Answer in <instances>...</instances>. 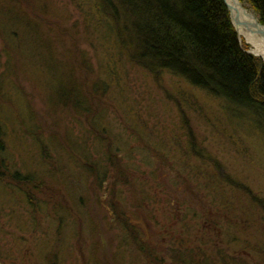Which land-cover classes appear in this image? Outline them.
Segmentation results:
<instances>
[{"label":"rangeland","instance_id":"374dc122","mask_svg":"<svg viewBox=\"0 0 264 264\" xmlns=\"http://www.w3.org/2000/svg\"><path fill=\"white\" fill-rule=\"evenodd\" d=\"M21 3L27 25L0 0V264H264V136L131 66L98 0ZM157 215L186 248L159 242Z\"/></svg>","mask_w":264,"mask_h":264},{"label":"trees","instance_id":"16d2710c","mask_svg":"<svg viewBox=\"0 0 264 264\" xmlns=\"http://www.w3.org/2000/svg\"><path fill=\"white\" fill-rule=\"evenodd\" d=\"M244 1L264 25V0ZM98 2L102 13L110 12L117 42L131 48L125 51L131 66L170 72L223 101L222 113L232 132L264 136V63L239 41L223 0ZM14 6L12 16L26 25L32 22L26 20L21 0H15ZM120 15L123 22L118 21ZM4 150L0 126V154ZM4 164L0 159V175Z\"/></svg>","mask_w":264,"mask_h":264},{"label":"flooded vegetation","instance_id":"af4514ba","mask_svg":"<svg viewBox=\"0 0 264 264\" xmlns=\"http://www.w3.org/2000/svg\"><path fill=\"white\" fill-rule=\"evenodd\" d=\"M158 216H161L162 217V220H161V224L159 222L158 219H156L155 223H151L152 227H153V230H155L157 232V238L159 239V242L161 244H163L165 247L168 248V250L171 252V249H173L175 251V249L177 248V246H184V248H186V243H189L191 242L190 239H191V236L190 238L187 239V236H186V231L184 228L185 224H181L180 221L176 224L179 229H168V226L167 227H164L163 225V219L164 217L162 215H157L155 217H158ZM153 219V218H152ZM166 221H168V219H166ZM178 230V231H176ZM208 228L204 229L203 231H207ZM176 233H179L178 235H175ZM188 235H190V229L188 230ZM205 239V235L201 232L200 234V242L203 244V245H207V241L205 242L204 241ZM198 240V241H199ZM163 241V242H162ZM188 258H185L184 256H175V262H180V264L183 262L185 264H203L201 262V260H197L195 257L194 258H190V255L187 256ZM212 261H216L218 259L221 260V258H211Z\"/></svg>","mask_w":264,"mask_h":264},{"label":"water","instance_id":"95a60500","mask_svg":"<svg viewBox=\"0 0 264 264\" xmlns=\"http://www.w3.org/2000/svg\"><path fill=\"white\" fill-rule=\"evenodd\" d=\"M223 1L228 9L230 20L233 24V27L237 35H238V31L241 30L245 32L249 31V34H256L264 38V25L260 24L256 17H254L251 13H249L246 9H244L240 5L238 0H236V5L240 8V10H238L236 6L229 5L228 0H223ZM230 1L233 2L234 0H230ZM239 12H241L242 17H245V19H247L248 21H241L239 18V14H240ZM248 53L255 56L251 51H248Z\"/></svg>","mask_w":264,"mask_h":264},{"label":"bare ground","instance_id":"6f19581e","mask_svg":"<svg viewBox=\"0 0 264 264\" xmlns=\"http://www.w3.org/2000/svg\"><path fill=\"white\" fill-rule=\"evenodd\" d=\"M228 2H229V5L236 6L238 10H240V8L236 5V0H234L233 2L228 0ZM239 13H240L239 18L241 21H248L247 19H245V17H242L241 12ZM238 36L240 39L243 38L244 41L250 44L251 52L256 57L262 59L261 61L263 62L264 61V38L256 34H249V31L245 32L241 30L238 31Z\"/></svg>","mask_w":264,"mask_h":264}]
</instances>
